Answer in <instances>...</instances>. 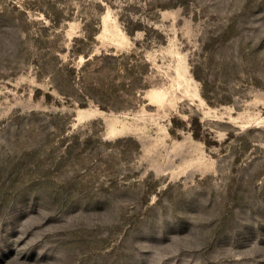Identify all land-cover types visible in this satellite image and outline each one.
<instances>
[{"label": "rangeland", "instance_id": "rangeland-1", "mask_svg": "<svg viewBox=\"0 0 264 264\" xmlns=\"http://www.w3.org/2000/svg\"><path fill=\"white\" fill-rule=\"evenodd\" d=\"M0 264H264V0H0Z\"/></svg>", "mask_w": 264, "mask_h": 264}, {"label": "trees", "instance_id": "trees-1", "mask_svg": "<svg viewBox=\"0 0 264 264\" xmlns=\"http://www.w3.org/2000/svg\"><path fill=\"white\" fill-rule=\"evenodd\" d=\"M194 73H195L196 77L199 78L198 74L196 72H194ZM46 96L49 98L51 95H50V93H47ZM194 135H195V137H199L198 133L197 134L194 133Z\"/></svg>", "mask_w": 264, "mask_h": 264}]
</instances>
